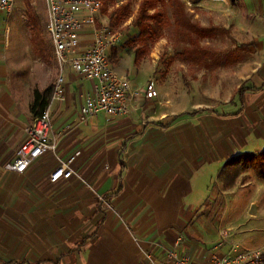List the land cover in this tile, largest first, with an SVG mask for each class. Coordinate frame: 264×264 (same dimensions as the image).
<instances>
[{
	"label": "crops",
	"instance_id": "crops-1",
	"mask_svg": "<svg viewBox=\"0 0 264 264\" xmlns=\"http://www.w3.org/2000/svg\"><path fill=\"white\" fill-rule=\"evenodd\" d=\"M184 2L197 9L215 11L216 25L230 30L238 44L247 43L249 50L256 49L255 58L249 59L246 66L247 86L237 87L229 100L238 96L247 104L235 112L199 108L215 113L187 115L193 111L176 114L162 105L144 104L141 98L131 105L127 116L110 119L100 114L86 124H78V107L92 92L93 84L66 66L65 101L51 105V135L59 140L58 152L43 155L23 174L5 172L2 166L0 176L4 174V182L0 183V191L16 194L24 188L37 204H46L45 190L53 191L57 199L56 222L64 215L65 207V213H71L68 219L80 224L82 205L89 214L88 224L86 229L78 230L77 226L76 231H63L61 237L46 241L40 258H11L4 253L0 264H174L169 254L204 264L212 256L228 253L229 244L216 245L224 237L217 232V222L209 215L206 199L226 166L225 148L246 154L264 151V0ZM4 18L0 11V159H4L3 152L10 145L18 144L17 150L26 139L23 129L31 117L34 90L16 77V54L8 44L9 19ZM197 26L207 30L203 24ZM90 32L83 30L81 50L90 45ZM116 47L109 52L110 64L116 59H111ZM116 61L111 66L116 73L123 74L120 56ZM241 88L244 91L238 93ZM21 95L26 98L22 107L18 106ZM244 115L249 116L247 126L252 127L245 132L246 142L237 138L233 143L215 145L217 150L213 154L208 153L206 125L197 129L191 120L213 116L236 122ZM66 126H70L69 132L64 131ZM74 154V172L77 162L83 164L89 190L74 182L73 177L56 184L48 181L59 161ZM246 154L233 155L232 159ZM81 195L87 199L75 198ZM97 197H101L99 202ZM46 235L43 238H48L49 234Z\"/></svg>",
	"mask_w": 264,
	"mask_h": 264
},
{
	"label": "rangeland",
	"instance_id": "rangeland-1",
	"mask_svg": "<svg viewBox=\"0 0 264 264\" xmlns=\"http://www.w3.org/2000/svg\"><path fill=\"white\" fill-rule=\"evenodd\" d=\"M146 1L148 0H105L103 9L97 16L99 27H105L110 34L120 36L116 59L117 56L122 59L123 74H117L126 76L137 88L144 87L149 80L154 81L158 97L152 101L142 98L143 103L162 105L171 108L176 114L189 113L199 108H212L218 113L242 109L247 104L245 99L236 96L229 100L237 87L247 86L246 66L249 59L255 58L256 49L250 47L249 50L247 43L238 44L230 30L216 25L215 11L194 8L184 0V16L179 27L174 23L173 11L166 7V16L158 19L160 23L156 24L157 20L147 21L148 26L155 29L152 41L138 40V30L133 27V22L140 6ZM188 1L193 3L195 0ZM157 8H160L159 4ZM30 12L38 18L45 42L51 44L45 31L44 4L27 0H14L11 15L4 13L5 18L9 19L8 44L11 52L16 54L17 79L24 80L31 89L44 90L53 86L58 74L57 66L52 53L46 63L35 55L30 40ZM147 13L151 15L152 11ZM199 24L207 27L204 37L197 32ZM235 25L239 27V23L236 22ZM135 52L140 53L142 58L138 64L134 62ZM116 59L111 60V65L117 64ZM25 104L26 98L21 95L18 106ZM247 117L244 115V119L236 122H227L213 116L202 117L200 121L195 118L191 120L197 129L199 125L202 129L206 125L209 136L208 153L213 154L217 150L215 145L219 147L221 143H233L237 138L246 142L245 132L252 129L247 126ZM33 120L32 116L27 120L24 134ZM17 145H10L3 152L5 157L0 159V170L14 156ZM224 152L228 153L223 161L226 166L217 176L218 181L211 187L206 199L209 215L213 222H217V232H222L221 236L224 237L216 245L229 244L228 252L258 251L262 254L264 264V181L259 180L249 167L244 170L237 163L231 165L234 162L233 155L246 154V151L231 152L225 148ZM79 163L74 167V182L89 190L91 186L87 182V176L82 173L83 164ZM3 177L4 174H1L0 183L4 182ZM23 189L16 194L0 191V256L7 253L6 256L11 258H40L46 241L61 237L63 231H76L77 226L78 230L86 229L89 214L84 206L79 207L80 224H73L68 219L71 213H65V207L64 215L56 222L57 199L54 192L45 190L46 204H37L35 197L31 193L29 197V193H25ZM75 198L87 199L83 195ZM100 198L97 197L98 202ZM43 234H49L48 238H43Z\"/></svg>",
	"mask_w": 264,
	"mask_h": 264
},
{
	"label": "built area",
	"instance_id": "built-area-1",
	"mask_svg": "<svg viewBox=\"0 0 264 264\" xmlns=\"http://www.w3.org/2000/svg\"><path fill=\"white\" fill-rule=\"evenodd\" d=\"M42 2L45 6V30L52 46L58 74L53 84L50 103L41 115L33 120L25 130L26 139L17 148L13 160L3 165V171L23 174L39 158L47 153L56 154L59 140L51 135V105L65 101V82L63 70L67 66L82 80L93 84L78 107V124L102 114L106 118H119L130 113L131 105L143 98L155 100L158 92L155 83L149 80L144 87L137 88L127 79L115 72L109 62V52L117 46L119 35L110 34L105 27L98 28L97 16L103 9L105 0H30ZM14 0H0V11L10 16ZM90 29L91 42L81 50V34ZM69 132L70 126L64 131ZM77 154L60 161L48 176L51 184L69 180L74 175ZM228 252L221 257L212 256L204 264H262V254L258 251ZM174 264H196L187 258L169 254Z\"/></svg>",
	"mask_w": 264,
	"mask_h": 264
},
{
	"label": "trees",
	"instance_id": "trees-1",
	"mask_svg": "<svg viewBox=\"0 0 264 264\" xmlns=\"http://www.w3.org/2000/svg\"><path fill=\"white\" fill-rule=\"evenodd\" d=\"M160 5V8H157V5ZM166 7L173 11V15L175 16L174 23L177 27L180 26L181 18L184 16V6L181 0H167V4H165V0H148L140 6L138 16L136 17L135 21L133 22V27L138 30L137 39L141 41L150 40L152 41L155 29L150 28L147 24L148 20H157L155 21L156 24L160 23L158 19L162 16H166ZM152 11V14L149 15L147 12ZM28 22L31 28V45L35 55H37L42 62L46 63L51 58L52 48L48 42H45L43 38L42 27L38 18L35 16L34 13L30 12L28 15ZM199 31V32H198ZM197 32L204 37L205 30L197 28ZM134 54V62L139 63L141 61V55L138 52ZM116 56V49L112 51L111 59ZM244 90L238 89V93H242ZM53 92V87L49 86L43 91H39L37 89L33 90L32 97L33 101L30 105V114L31 116L36 119L39 117L46 108V106L50 103L51 96ZM204 112H211L215 113L213 110L207 109H198L189 113L187 115H198ZM177 117H173L172 119H176ZM161 126V124H158ZM163 128L165 126H161ZM237 163L238 166L243 168H250L256 175L259 180L264 181V151L257 153V154H246L238 156L234 162H231V165H235ZM17 263V262H12Z\"/></svg>",
	"mask_w": 264,
	"mask_h": 264
}]
</instances>
